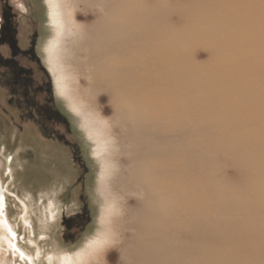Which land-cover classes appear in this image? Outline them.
<instances>
[{"label": "bare ground", "instance_id": "6f19581e", "mask_svg": "<svg viewBox=\"0 0 264 264\" xmlns=\"http://www.w3.org/2000/svg\"><path fill=\"white\" fill-rule=\"evenodd\" d=\"M54 1V16L61 26L57 44L61 70L65 79L73 76L75 80L76 92L68 96L95 115L108 153L105 180L114 197L110 203L114 215L107 219L115 220L116 230L110 226L111 232L100 239L122 240L129 264H170V257L183 259L180 250L188 229L194 244L201 239L197 232L201 203L196 195L200 135L213 126L202 117V101L210 98L217 103L210 107L217 119L235 114L229 126L264 123V85H259L264 83V1L247 0L251 3L246 7L230 9L232 0H186L182 12L170 6L176 0H161L163 5L158 0ZM173 14L176 35L184 27L181 23L193 16L189 25L195 28L193 39L211 42L206 55L215 57L214 67H197L203 63L199 59L186 61L173 53L183 47L169 45L164 39L171 28L155 23ZM228 21L233 23L227 26ZM251 26L257 31L250 33ZM216 28L225 31L217 33ZM221 48L233 58L217 51ZM239 57L245 61L240 63ZM204 77L215 78L219 84L203 83ZM99 97L111 104L109 118L100 116ZM244 112L243 121L235 119ZM256 144L263 146V152L264 142ZM171 151L173 157L188 152L189 167L170 157ZM185 169L189 178L184 176ZM4 202L0 181L1 242L9 241L7 232L15 234L3 212ZM107 243L94 253L79 254L76 260L63 257L61 264H102L101 250ZM195 260L175 261L196 264Z\"/></svg>", "mask_w": 264, "mask_h": 264}, {"label": "rangeland", "instance_id": "374dc122", "mask_svg": "<svg viewBox=\"0 0 264 264\" xmlns=\"http://www.w3.org/2000/svg\"><path fill=\"white\" fill-rule=\"evenodd\" d=\"M17 1L0 0V30L6 16L9 30L16 35L17 46L29 49L28 45L32 41L36 42L34 53L43 67L42 72L37 73L45 81L49 77L55 99L69 114L72 135L80 145L88 169L84 179L78 183L76 179L81 171L75 172L73 178L66 179L59 172L54 173L51 167L43 168L42 171L37 167H24L27 164L24 161L27 150H37L38 154L40 146L35 142L22 141L18 131L17 111L8 106V92L0 86V181L6 196L3 212L15 231L14 236L6 233L9 241L4 238L0 241V264H61L63 257L76 260L79 254L88 255V246L103 234L111 232L110 226H114L116 230L115 220L109 222L107 219L114 215L110 210L114 197L107 190L108 182L105 180L108 153L103 147L102 136L98 134L99 125L95 115L90 114L85 105L75 104L68 96L76 92L73 83L75 80L73 76L69 80L65 79L61 70L63 65L59 62L57 53L61 26L58 25V16H54L55 1L21 0L25 9ZM176 1H170V6L173 11L182 12L181 5H187V1ZM157 2L164 4L161 0ZM247 3L251 2L232 0L230 9H236L241 4L246 7ZM173 16L175 14L155 19L156 24L171 28L165 31L167 36L164 40H168L169 45L183 47L173 53L186 61L199 59L203 63L195 64L197 67H214L212 64L217 62L215 57L206 55L211 50V42L193 39L192 31L195 28L189 26L193 16H189V22L184 25L181 23L184 27L178 35L173 31ZM232 23L228 21L225 25ZM223 31L225 30L216 28L217 33ZM256 31L257 28L250 27V33ZM0 42L2 63L1 60L9 55V51ZM164 44L165 41L162 45ZM224 50L225 48L217 49L222 53ZM22 54L24 55H16V59L27 65H35L29 55ZM223 54L227 58H233L229 51ZM239 58L242 59L240 63L245 61L244 57ZM2 70L0 68L1 76ZM47 73L48 76H45ZM201 81L219 84L215 83V78L204 77ZM201 104L204 107V121L213 125L203 129L200 135V174L196 195L201 203L198 220L201 223L197 231L201 239L194 244L191 229H188L185 234L188 238H184L180 250L183 259L180 256L178 259L170 257V264H176L175 260L190 259H196V264H221L222 260L228 264H264V151L260 150L263 148L261 144H256L258 141L264 142V123L256 120L248 125L243 122L241 125L229 126L228 122L235 114L226 113L220 115L221 119H217L215 115L218 114L211 112L210 108L217 106V103L207 98ZM110 107L111 104L106 99L99 97L97 108L101 117L109 118L112 115ZM253 108L256 109L257 106ZM11 116H15L14 120L10 119ZM237 116L235 119L241 122L245 112ZM188 155L187 152L173 157L174 152L171 151L170 157L182 160L183 167L188 168ZM185 170L184 176L189 178V170ZM65 187L71 191V195H67ZM127 198L133 199L132 196ZM83 205L88 209L86 213L89 220L84 218L80 225L71 229L65 227L62 217H73L76 212L82 211ZM117 235L121 234L116 232ZM124 246L122 240L109 241L106 248L101 250L102 264H129L127 262L130 259Z\"/></svg>", "mask_w": 264, "mask_h": 264}, {"label": "flooded vegetation", "instance_id": "af4514ba", "mask_svg": "<svg viewBox=\"0 0 264 264\" xmlns=\"http://www.w3.org/2000/svg\"><path fill=\"white\" fill-rule=\"evenodd\" d=\"M18 1L25 9V4L21 0ZM21 13L25 14V12ZM4 18L0 30V41L8 48L9 55L1 60L2 63L0 62V68H3L0 86L8 92V98H6L8 106L17 111L18 131L22 141L35 142L40 146L38 154L37 150H27L24 154V161L27 164L24 167H37L41 169L40 171L51 167L54 173L59 172L66 179L73 178L75 172L81 171L76 179L80 183L86 176L88 167L81 154L80 145L76 137L72 135L69 114L55 99L54 88L49 77L45 81L42 75L37 73L42 72L43 67L34 53L36 42L32 41L28 45L29 49L17 46L16 35L11 33L6 16ZM22 53L29 55L35 65H27L21 63L20 59H16V55H24ZM45 76H48V73ZM14 117L11 116L10 119L14 120ZM65 190L67 195H71L68 188L65 187ZM81 210L70 218L62 215L65 227L71 229L80 225L84 218L89 220L86 206L83 205Z\"/></svg>", "mask_w": 264, "mask_h": 264}, {"label": "snow or ice", "instance_id": "6c2138e0", "mask_svg": "<svg viewBox=\"0 0 264 264\" xmlns=\"http://www.w3.org/2000/svg\"><path fill=\"white\" fill-rule=\"evenodd\" d=\"M107 243V239H98L96 241H93L89 246H88V252L89 253H94L100 249H102L105 244Z\"/></svg>", "mask_w": 264, "mask_h": 264}]
</instances>
